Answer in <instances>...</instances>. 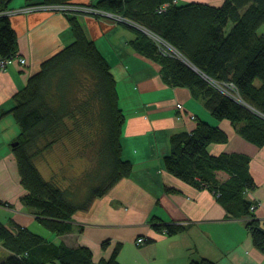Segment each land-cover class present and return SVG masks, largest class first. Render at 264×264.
<instances>
[{
  "label": "trees",
  "instance_id": "16d2710c",
  "mask_svg": "<svg viewBox=\"0 0 264 264\" xmlns=\"http://www.w3.org/2000/svg\"><path fill=\"white\" fill-rule=\"evenodd\" d=\"M30 4L80 3L120 13L146 26L170 43L179 55L162 54L155 40L143 30L135 48L163 64V77L172 85L188 86L205 99L212 115L227 119L248 141L264 146V0H224L221 5L178 0H26ZM12 0H0V56L11 59L19 51L18 35L8 11ZM27 4V5H28ZM164 5V7H163ZM74 40L45 59L26 86L16 94L12 112L20 125L13 151L26 193L23 202L33 208L49 230L64 234L73 229L76 212L88 210L133 171L123 157L121 136L125 121L119 104L117 80L111 66L88 38L76 14H67ZM233 22L229 31H226ZM191 65L195 66L193 68ZM234 83L239 99L224 94L205 77ZM229 134L200 119L191 132L171 137V152L163 159L167 171L198 188H208L234 216H249L253 242L264 252V228L253 218L248 190L256 187L245 153L212 154L209 146L226 143ZM73 148L90 165L67 174L61 165L46 178L37 161L46 159L56 145ZM72 146V147H69ZM76 170V169H75ZM218 170L229 174L220 182ZM155 229L175 234L184 227L161 223ZM153 239H146V243ZM0 242L12 254L0 264H121L119 242L109 258L96 262L88 246L55 243L28 227L0 221ZM110 240L102 245L106 247ZM191 264H217L208 258Z\"/></svg>",
  "mask_w": 264,
  "mask_h": 264
},
{
  "label": "crops",
  "instance_id": "0c3cea01",
  "mask_svg": "<svg viewBox=\"0 0 264 264\" xmlns=\"http://www.w3.org/2000/svg\"><path fill=\"white\" fill-rule=\"evenodd\" d=\"M96 2L97 0H80ZM221 5L224 0H178ZM12 0L8 11L26 6ZM18 35L19 51L5 68L0 67V221L17 229L28 227L55 243L88 246L99 262L109 258L119 242L121 264H191L208 258L217 264H264V252L256 247L247 222L249 216H234L208 188H198L166 170L164 157L171 152V137L191 132L202 119L228 132L226 143L209 146L212 154L245 153L250 156V173L256 187L246 197L255 205L253 218L264 228V146L245 139L227 119H216L205 99L192 88L172 85L163 77V64L137 50L133 41L137 28L113 24L109 18L77 14L88 38L94 40L109 62L117 80L119 104L124 110L121 143L123 157L133 163L132 173L117 182L88 210L74 214L73 229L64 234L49 230L27 206L13 151L21 128L12 108L16 94L27 84L41 63L74 40L67 14L33 10L9 14ZM230 22L226 31H229ZM264 35V24L259 29ZM20 58L26 62L21 63ZM1 60V56H0ZM220 182L229 174L218 170ZM173 223L183 230L168 234L154 228L151 218ZM139 237L153 239L138 246ZM110 244L103 247L105 240ZM0 261L12 252L1 242ZM50 264H57L52 262Z\"/></svg>",
  "mask_w": 264,
  "mask_h": 264
},
{
  "label": "built area",
  "instance_id": "2783aa9c",
  "mask_svg": "<svg viewBox=\"0 0 264 264\" xmlns=\"http://www.w3.org/2000/svg\"><path fill=\"white\" fill-rule=\"evenodd\" d=\"M38 9L58 11V12H62L65 14H76L77 15V14L85 13V14H91V15H96V16L100 15V16H103L109 19L116 17L118 21L126 20L125 19L126 17L124 18V16H121V15H118V14H115L109 11H105L103 9L101 10L100 8H97L93 5L80 4V3H51V4H30V5L28 4L16 10L3 11V13L6 15H9L10 13H13V12L16 13V12H21V11H33V10H38ZM143 31H145V29H143ZM149 34L155 40L158 46V49L162 54L171 55V56L179 55L178 51L170 43H168L164 38H162L161 36L153 32L152 33L149 32ZM20 61L21 63L26 62L24 58H21ZM7 63H8V59H1L0 67L5 68ZM205 77L210 81L212 85H214L224 94L229 95L235 99H239L238 92L236 90L234 83L221 82L207 75ZM254 209H255V205H252L251 210H254ZM136 241L137 243H144L146 241V238L139 237Z\"/></svg>",
  "mask_w": 264,
  "mask_h": 264
},
{
  "label": "rangeland",
  "instance_id": "374dc122",
  "mask_svg": "<svg viewBox=\"0 0 264 264\" xmlns=\"http://www.w3.org/2000/svg\"><path fill=\"white\" fill-rule=\"evenodd\" d=\"M87 5H89V4H87ZM105 11H108V10H105ZM109 12H112V11H109ZM112 13L123 16L120 13H116V12H112ZM97 16L100 17V15H97ZM124 18H125V16H124ZM125 19H126L125 20L126 22L125 21H118V19L115 17V18H110V22L113 24H124V25L130 26L133 28H137L140 30H142L141 28H143V29H145L144 32H146L147 34H149V32L152 33L143 24H140V23L136 22L135 20H132V19L127 18V17ZM184 60L187 61L186 59H184ZM239 100H240V98H239ZM69 147H72V146H69ZM89 162L90 161L87 159V157L86 158H80L78 156V153H76L75 150H73V148H64L59 144V145H56L51 151L48 152L46 159L38 160L37 164H38V167L40 168V170L42 171L43 175L46 178H50L51 175L53 174L54 170H60L59 168H61V165H63V167H65L67 169V174L69 176H71V174H75L76 172L81 171L86 165H90ZM41 225H42V227H45L43 224H41ZM145 243H146V241L144 243H137V241H136V244L138 246L144 245ZM2 249L3 248L0 247V256L2 254V251H4Z\"/></svg>",
  "mask_w": 264,
  "mask_h": 264
},
{
  "label": "water",
  "instance_id": "95a60500",
  "mask_svg": "<svg viewBox=\"0 0 264 264\" xmlns=\"http://www.w3.org/2000/svg\"><path fill=\"white\" fill-rule=\"evenodd\" d=\"M142 29V28H141ZM143 30V29H142ZM187 63H189L188 61H186ZM190 64V63H189ZM191 65V64H190ZM193 68H195L196 69V67L195 66H193V65H191ZM13 145H15V143H13Z\"/></svg>",
  "mask_w": 264,
  "mask_h": 264
},
{
  "label": "bare ground",
  "instance_id": "6f19581e",
  "mask_svg": "<svg viewBox=\"0 0 264 264\" xmlns=\"http://www.w3.org/2000/svg\"><path fill=\"white\" fill-rule=\"evenodd\" d=\"M16 10V9H15ZM38 10H43V9H38ZM21 59V58H20ZM25 59V58H24ZM25 61H26V59H25ZM21 62V61H20Z\"/></svg>",
  "mask_w": 264,
  "mask_h": 264
}]
</instances>
